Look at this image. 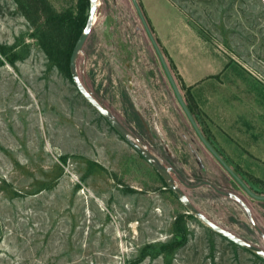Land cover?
<instances>
[{"label":"rangeland","instance_id":"1","mask_svg":"<svg viewBox=\"0 0 264 264\" xmlns=\"http://www.w3.org/2000/svg\"><path fill=\"white\" fill-rule=\"evenodd\" d=\"M167 1L137 0L203 135L264 194L263 0ZM48 2L61 12L78 0ZM43 19L0 0V264H264L195 215L184 217L188 238L174 252L144 249L171 241L187 209L47 55L34 37ZM77 70L185 182L232 191L264 231V200L200 139L133 0L99 1ZM179 185L210 220L264 249L236 199Z\"/></svg>","mask_w":264,"mask_h":264},{"label":"water","instance_id":"2","mask_svg":"<svg viewBox=\"0 0 264 264\" xmlns=\"http://www.w3.org/2000/svg\"><path fill=\"white\" fill-rule=\"evenodd\" d=\"M100 0H90V8L88 13V18L86 21V25L79 36L73 51L70 56V72L72 76V80L78 90L81 92V94L95 107V109L108 121V123L112 126L113 129L116 130V132L124 139L126 140L145 160H147L154 169L160 174V176L163 178L167 186L174 191L180 201L184 204V206L187 209L188 213H192L195 215L199 220H201L203 223H205L208 227L212 228L216 232L220 233L221 235L231 239L235 243L243 246L244 248L252 251L253 253L260 256L262 259H264V249L260 246L251 243L249 241H246L242 239L241 237L237 236L236 234L232 233L228 229H225L212 220H210L206 215H204L188 198L186 195L184 189L179 185H183L187 188H194L199 187L202 185H208L210 186L214 191H216L219 194L225 195L227 197H233L236 199L246 210L253 226L257 229L258 233L262 236L264 239V231L257 225V223L254 221L250 208L245 204V202L238 197L235 193L229 190H224L219 188L217 185L212 183L208 180H201L198 183H187L185 182L179 174L176 172V170L166 164L157 154H155L149 147H147L142 140H140L137 136H135L132 131L98 98L96 97L83 83L82 79L79 76L78 70H77V59L80 54V52L83 49V46L90 34L91 28L94 24V20L96 18V13L98 11ZM135 7L142 18L148 33L150 35V38L152 40V43L160 57V60L162 62V65L165 69V72L167 74V77L173 87L174 93L181 104L183 110L185 111L187 117L189 118L190 122L192 123L194 129L196 130L197 134L199 135L202 142L206 145V147L211 151V153L222 163V165L236 178V180L240 183V185L247 191V193L259 200H264V194H257L255 193L250 187H248L236 174L235 172L228 166V164L218 155V153L214 150V148L211 146V144L207 141L205 136L203 135L202 131L200 130L197 122L195 121L189 107L187 106L185 100L183 99V96L180 92V89L178 88L169 68L168 65L164 59L163 54L161 53L158 44L153 37L152 33L150 32L147 23L145 21V18L143 16V13L141 11V8L137 2V0H133ZM264 3V0H263Z\"/></svg>","mask_w":264,"mask_h":264},{"label":"trees","instance_id":"3","mask_svg":"<svg viewBox=\"0 0 264 264\" xmlns=\"http://www.w3.org/2000/svg\"><path fill=\"white\" fill-rule=\"evenodd\" d=\"M16 1L29 18L38 11L42 13L44 19L40 25H35L34 37L37 38L47 55L56 59L58 65L72 79L69 65L70 56L86 25L90 0H78L75 11L64 10L61 12L56 11L48 0ZM0 52L1 55L6 54L3 49ZM0 63L2 64L1 57ZM165 185L166 188L170 189L166 183ZM218 185L220 186V184ZM186 215L193 216L192 213H181L176 216L174 221L175 234L171 241L150 243L144 249L156 256L158 254H170L185 244L188 238V232L184 223V217ZM253 230L254 228L250 231L253 232Z\"/></svg>","mask_w":264,"mask_h":264},{"label":"crops","instance_id":"4","mask_svg":"<svg viewBox=\"0 0 264 264\" xmlns=\"http://www.w3.org/2000/svg\"><path fill=\"white\" fill-rule=\"evenodd\" d=\"M158 2L161 4V5H165V2H168L167 0H158ZM264 153V152H263ZM263 161H264V157L261 158Z\"/></svg>","mask_w":264,"mask_h":264},{"label":"flooded vegetation","instance_id":"5","mask_svg":"<svg viewBox=\"0 0 264 264\" xmlns=\"http://www.w3.org/2000/svg\"><path fill=\"white\" fill-rule=\"evenodd\" d=\"M257 230V229H256Z\"/></svg>","mask_w":264,"mask_h":264}]
</instances>
